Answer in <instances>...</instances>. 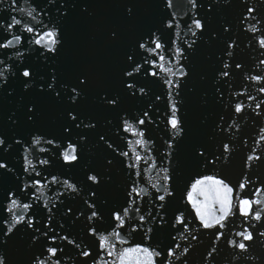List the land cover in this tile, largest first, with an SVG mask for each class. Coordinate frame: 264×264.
Segmentation results:
<instances>
[{"label":"snow or ice","instance_id":"1","mask_svg":"<svg viewBox=\"0 0 264 264\" xmlns=\"http://www.w3.org/2000/svg\"><path fill=\"white\" fill-rule=\"evenodd\" d=\"M42 2L43 7L35 4L27 12L28 22L12 16L10 22L0 24L9 34L14 30L20 33L0 37V49L8 51L27 40L35 46L38 57L36 63L25 62L24 53L17 50L14 55L21 58L20 63L0 59V185H8L0 200V249L5 250L0 252V264H13V248L17 244L26 254L22 264H64L66 249L57 244L58 240L76 250L75 264H179L182 258L187 264L191 241H198L203 232H211L213 237L206 261L215 260L217 242L238 250L237 258L249 259L251 245L264 238V231H257L264 228V181L258 180L261 186L250 192L254 181L247 171L235 183L223 172L207 174L218 164L227 165L234 152L230 136L226 142L217 137L232 129L239 131L238 121L246 108L256 117L264 115V100L249 95L247 85L244 91H233L231 95L246 97L251 103L224 99V86L231 88L235 71L244 69V64L235 59L240 45L231 35L230 22L221 18L214 26L218 12L233 7L232 0H187V10L181 18L173 0H159L156 6L163 11L158 22L136 35L123 51L113 83L95 89L93 74L87 68H64L56 63L65 47L67 26L77 12L82 17L91 15V0ZM124 3L125 20L131 23L136 16V0ZM81 4L87 6L81 8ZM258 11V7L245 3L241 23L255 21L244 29L252 34L247 46L260 50L259 55L264 57V26L257 27L262 24L255 15ZM182 26L191 39L180 42ZM106 38L118 44L123 38L121 26H109ZM204 45H222L216 49L220 55L212 52L198 62ZM203 63H209L211 77ZM256 66H264V59L258 58ZM244 79L258 85L257 93L264 95V74L245 73ZM197 81L211 83L214 102L226 110L216 114L220 123H214L210 131L207 115L189 119L188 101L182 95L187 89L201 106H207L209 94L206 90L199 93ZM150 83H159L164 92L154 93L143 109L133 113L128 105L145 101L151 91ZM162 99L165 138L158 146L149 129L154 122L151 110L159 107L154 102ZM47 121L52 122L51 129L42 130ZM259 132L257 147L244 161L249 170L253 162H264V154H258L264 144V127ZM121 137L122 144H117ZM42 144L48 147H40ZM212 144L216 145L215 150ZM14 146L20 149L19 173L3 155H10ZM122 146L127 150H121ZM33 151L42 158L34 162L29 158ZM117 160L125 179L122 191L118 190L121 198L114 202L103 196L102 190L113 185L112 170ZM53 161L62 169H81L83 180L67 177L64 172L53 174L49 171ZM189 166H194L195 171L187 173L180 188L181 177ZM149 172L156 173L154 180L146 177ZM52 185L60 189L56 192L57 202L50 206L45 197L37 203ZM77 197L80 207L65 202ZM105 209L107 227L101 229ZM61 212L62 222L58 223L56 216ZM69 221H83L84 238L74 237L65 229ZM237 227L240 230H234ZM164 231L168 234L167 243L153 246L138 242L126 246L130 243L129 234L140 232L142 240L150 242L156 233ZM181 241L186 243L183 248Z\"/></svg>","mask_w":264,"mask_h":264},{"label":"water","instance_id":"2","mask_svg":"<svg viewBox=\"0 0 264 264\" xmlns=\"http://www.w3.org/2000/svg\"><path fill=\"white\" fill-rule=\"evenodd\" d=\"M159 0H136L137 9L136 16L133 22L128 23L124 17V11L127 5L124 3V0H91L92 6L89 8L91 13L90 16H81L79 12H77L73 18L71 23L67 26L66 29V37H65V47L61 52V55L57 58L56 63L62 65L64 68L81 66L87 68L94 77L93 87H104L113 83L115 75L118 73V69L120 66V59L122 57V53L124 50H127L130 47L131 41L138 35L141 31L147 30V28L152 27L154 24L158 22L159 16L163 11V8H157ZM175 10L177 11L178 18L184 17V12L187 10V0H173ZM233 7L228 9L227 11H220L217 14L216 19L214 20V26H217L221 18H226L231 26L232 32L231 35L237 39L239 43V48L236 49L235 59L238 62H242L244 64V69L236 70L233 76L231 77V88L228 85H225V102L229 99L234 102L237 100H242L246 105L251 103L247 101L246 97H233L231 93L241 92L245 90V86L247 85V92L249 95L257 96L258 100H264V95L258 94L256 88L258 85L246 81L244 79L245 73L255 74L260 72L264 74V66H260L257 68L258 58L264 59L259 55L260 50H253L249 48L247 45L249 44V38L252 36L251 33H246L244 29L251 23L255 21L249 20L244 23H241L242 13L244 12V4L247 3L249 6L258 7L259 11L255 14L257 18L262 19V24L257 25V27L264 26V0H232ZM35 4H40L41 7L44 6L42 0H15V4H13V0H0V24H6L10 22L11 17L15 16L17 19H21L24 22L29 21V17L27 16V12L31 10ZM123 5V7L121 6ZM85 4H81V8H84ZM39 11V9H37ZM36 15V13H33ZM52 15H56L55 9H52ZM39 19V17H38ZM45 22H47V17H44ZM112 25H120L122 28L123 38L118 44L110 43L106 38V31L109 26ZM11 34H20L18 30H14ZM11 34L4 31L0 28V37H8L10 38ZM25 36L28 34L24 33ZM166 38H167V34ZM184 39H191L190 34L186 35V28L183 26L179 30V40L183 42ZM2 42V40H0ZM222 45L212 46L211 48L207 45L202 47V56L198 57V62H202L204 58H206L210 53L215 52L216 56H219L220 53L216 50L218 47ZM35 46L28 43L25 40L22 46H16L15 48H11L8 51L0 49V59L5 60L7 63H20L21 58L15 57V51L19 50L24 53L25 62L36 63L38 62V57L34 51ZM9 57H12L9 60ZM170 58V57H169ZM227 60V57H224ZM211 77V68L209 63H203L202 65ZM2 67V66H0ZM163 75V74H161ZM141 76L143 74L141 73ZM199 93L202 94L205 90L208 92L209 104L207 106H201L197 97H193L191 93L184 90L182 95L185 96L188 103L186 104V110L189 114V119L192 120L195 117H200L202 114L207 115L208 117V130L210 131L213 127V124L220 123L217 119V113L226 112L225 109L218 106L214 102V94L212 85L209 82H196ZM149 87L151 91L149 92V96L145 97V101L136 102L135 104L128 105L130 110L133 113L143 109L145 107L146 102L152 98L153 94H161L164 92V89L160 86L159 83H150ZM188 87H192V82H189ZM157 104V109H152L154 122L150 126L149 135L156 138L157 145L162 144L163 139L165 138V123H164V100L154 102ZM254 104L252 107L254 108ZM239 131L236 129H232L227 133H224L221 136H218V139L225 140L227 137H231L233 140L234 152L232 154L231 160L227 165L218 164L215 169H211L207 174H212L213 171L220 173L223 172L225 176H227L232 182H236L244 172H249L252 176V180L254 183L250 185L249 191H254L256 187L261 186L257 181H264V162H253V167L249 170L244 167V161L246 156L250 154L251 149L257 147L255 144V140L261 134L259 129L264 127V115L261 117H256L255 113L251 111V109L246 108V111L242 117L239 118ZM231 123V120H229ZM52 127V122L47 121L42 130H50ZM226 127V125H225ZM114 131V130H113ZM25 136H27V132H25ZM129 139H135V137H128ZM122 137L116 140L117 144H122ZM247 140V145L244 144V141ZM40 147H48L47 145H40ZM216 145L212 144V150H215ZM121 150H127L123 146ZM139 150V149H138ZM160 151H163L161 148ZM141 154L144 155L143 151ZM258 154H264V144L260 145L258 148ZM6 156L10 167L14 166L17 170V173L20 172L22 160L20 157V149L13 147L11 154L4 153ZM50 156L54 157L53 152H49ZM29 158L34 159V162L38 161V159L42 158V155L38 151H33ZM116 167L112 170V175L114 178V183L112 186L105 188L102 190V195L107 196L110 200L115 202L119 197V191L123 189V182L125 176L119 171V163L118 160L115 162ZM142 167H146V165H142ZM37 170H40V166L37 165ZM49 171L53 174H59L60 172H64L67 177H72L77 181L83 180V172L81 169H68V168H60L59 163L53 161L52 166ZM189 171H195L194 166H189L184 175L181 177L179 182V187H183V180L187 178V173ZM21 175H23L21 173ZM46 175V173H45ZM156 173L149 172L146 173V177H152L155 179ZM65 177H61L63 179ZM7 184L0 185V200L3 199L4 196V188L7 187ZM118 186V187H117ZM60 189L52 185L50 188L45 189L44 195L41 196L40 201L42 202L45 197H47L50 201V206L52 203L57 202L56 192ZM81 195H84L82 193ZM67 197L68 194L65 193ZM177 196H180V192L178 190ZM261 198H264V193L261 194ZM66 203H72L74 207H80V200L77 197L75 200L67 199ZM175 206V202L173 203ZM179 206L183 208V201H180ZM190 211V208H189ZM61 214L56 216L57 222H62L60 220ZM107 209H105V222H103L100 227L101 229L107 227ZM237 224L240 223L239 220L236 221ZM147 225L145 226V228ZM195 227V225H194ZM83 221L77 224H73L72 221H69L65 225L66 230H70L72 235L77 238L83 237ZM234 230H240V228H235ZM257 231H264V228H258ZM127 232V229H126ZM64 234V233H61ZM175 235V233H173ZM143 234L140 232L132 233L127 236L129 239V245L132 246L133 243L144 242L151 243L155 246L157 243H167L168 234L166 231L158 232L155 235L154 240L147 242L142 240ZM213 239L211 232H203L200 235L198 241H191L193 247L190 250V254L187 256V264H264V238L257 240V242L251 245L250 252L248 253L249 259L245 260L243 257L237 258L236 253L238 250H233L227 248L223 242L218 243V250L215 253V260H205L207 252L211 249V240ZM86 243H91V240H85ZM57 244L65 247L66 256L64 257V264H75L76 260V250L72 248L70 245H65L63 241H57ZM186 246V243L181 241V247ZM5 251L4 249H0V252ZM255 257H259V259H255ZM13 264H22L24 260H26V254L23 248L17 244L13 248ZM184 258L181 259L179 264H183ZM91 264V261H89Z\"/></svg>","mask_w":264,"mask_h":264}]
</instances>
